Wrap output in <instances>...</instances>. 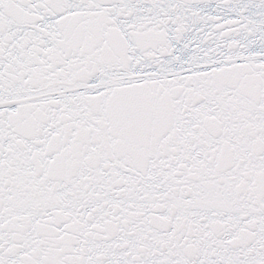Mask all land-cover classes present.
Segmentation results:
<instances>
[{
    "label": "snow or ice",
    "instance_id": "obj_1",
    "mask_svg": "<svg viewBox=\"0 0 264 264\" xmlns=\"http://www.w3.org/2000/svg\"><path fill=\"white\" fill-rule=\"evenodd\" d=\"M0 264H264V0H0Z\"/></svg>",
    "mask_w": 264,
    "mask_h": 264
}]
</instances>
